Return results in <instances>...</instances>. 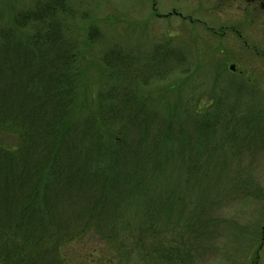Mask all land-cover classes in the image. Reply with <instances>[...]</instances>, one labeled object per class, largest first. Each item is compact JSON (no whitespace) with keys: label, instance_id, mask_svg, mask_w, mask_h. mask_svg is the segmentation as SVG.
Wrapping results in <instances>:
<instances>
[{"label":"trees","instance_id":"trees-1","mask_svg":"<svg viewBox=\"0 0 264 264\" xmlns=\"http://www.w3.org/2000/svg\"><path fill=\"white\" fill-rule=\"evenodd\" d=\"M73 1L35 0L6 22L0 16V264H69L61 248L87 236L127 256L136 247L146 264H170L173 249L182 261L175 243L152 257L142 252L148 246L137 224L131 232L130 212L141 211L150 230L162 210L182 216L187 190L174 185L178 173L189 179L206 161L197 148L216 145L209 131L219 125L168 101L170 87L162 102L144 92L148 61L115 45V57L101 56L98 89L88 90L83 49L98 29L89 21L78 38ZM176 55L168 47L154 53L162 62L155 75L182 65ZM216 114L219 140L236 132L237 111ZM168 218L161 228L170 229Z\"/></svg>","mask_w":264,"mask_h":264},{"label":"rangeland","instance_id":"rangeland-1","mask_svg":"<svg viewBox=\"0 0 264 264\" xmlns=\"http://www.w3.org/2000/svg\"><path fill=\"white\" fill-rule=\"evenodd\" d=\"M34 3L0 0L1 20L8 21L11 14ZM73 3L76 13L71 26L78 38L83 40L89 21L98 29L94 41L83 49L88 90L98 89L101 56L115 57L109 51L115 45L136 55L140 63L148 61L140 69L141 75H152L144 92L151 90L162 102V89L170 87L168 101L194 109L193 116H201L207 124L219 125L209 131L217 135L216 145L197 148L207 159L194 170L206 174L191 178L193 170L186 179L180 172L177 184L173 183L179 192L187 190V198L183 215L178 217L176 211L170 215V229L160 227L170 217L163 210L157 214L155 230L148 229L141 211L130 212L134 213L131 232L137 224L138 238L148 246L142 252L147 251L148 257L159 255V249L170 242L179 245L177 251L183 257L180 261L173 249L170 264H264V0ZM165 47L172 48L174 55L178 52L183 61L160 79L153 70L162 62L153 55ZM149 56L157 61L150 62ZM223 109L227 115L237 111L233 122L238 124L236 132L219 140L221 119L216 113ZM183 171L187 175V169ZM151 231H157V236L150 238ZM127 251L128 256L123 249L91 236L61 248L69 264H146L136 247L129 246Z\"/></svg>","mask_w":264,"mask_h":264},{"label":"water","instance_id":"water-1","mask_svg":"<svg viewBox=\"0 0 264 264\" xmlns=\"http://www.w3.org/2000/svg\"><path fill=\"white\" fill-rule=\"evenodd\" d=\"M230 69H233V66L232 65H230V67H229Z\"/></svg>","mask_w":264,"mask_h":264},{"label":"flooded vegetation","instance_id":"flooded-vegetation-1","mask_svg":"<svg viewBox=\"0 0 264 264\" xmlns=\"http://www.w3.org/2000/svg\"><path fill=\"white\" fill-rule=\"evenodd\" d=\"M258 52V51H257ZM258 53H260V52H258ZM262 53V52H261ZM262 55H264V52L262 53Z\"/></svg>","mask_w":264,"mask_h":264}]
</instances>
